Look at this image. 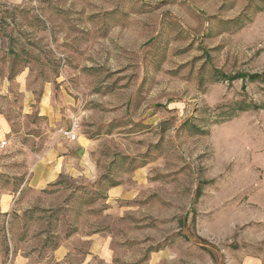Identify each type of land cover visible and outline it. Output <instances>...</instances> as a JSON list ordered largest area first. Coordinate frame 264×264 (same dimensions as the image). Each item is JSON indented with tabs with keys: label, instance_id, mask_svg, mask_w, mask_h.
<instances>
[{
	"label": "rangeland",
	"instance_id": "374dc122",
	"mask_svg": "<svg viewBox=\"0 0 264 264\" xmlns=\"http://www.w3.org/2000/svg\"><path fill=\"white\" fill-rule=\"evenodd\" d=\"M0 115V193L30 206L0 216V264H264V0H0ZM75 118L102 175L159 160L141 207L90 209L105 183L76 179L17 194Z\"/></svg>",
	"mask_w": 264,
	"mask_h": 264
},
{
	"label": "crops",
	"instance_id": "0c3cea01",
	"mask_svg": "<svg viewBox=\"0 0 264 264\" xmlns=\"http://www.w3.org/2000/svg\"><path fill=\"white\" fill-rule=\"evenodd\" d=\"M149 97L150 96L147 95L148 99ZM145 105L148 104H144V106ZM142 115L146 116L143 123H150V117L153 115V110L150 107H147ZM11 126L12 124L5 117L0 115V142L6 141L7 134L11 132ZM80 134L83 138V144L79 142ZM77 140L76 148H74L75 150L72 152H68L70 148L63 146V149L58 148L59 152L54 156H50V158L40 153L33 157L29 162L28 171L20 183L17 194H21L24 188L29 187L36 190L39 195L50 196L53 195V193H47L46 190H58V188L62 187L61 182H63L64 179H76L74 182H80L81 184L92 183L93 189H96L97 184L101 182V184L105 183V186L98 185L102 187L100 189L101 192L94 193L97 198H94V201L90 202L89 208L92 209L96 205H101L104 210L103 212L106 210L104 208H107V211H120L121 213H124V211L126 212L130 208L136 209L141 207L143 202L139 199H141L144 194L150 193L156 183L163 185V181H157L158 179L154 178L155 176L150 173L154 167H157L159 160H149L142 165L135 167L128 173L120 172V174L118 173L117 175L114 173L102 175L98 170L99 167L90 155L92 151L96 150L98 139L95 136L88 137L79 132ZM116 165L117 164L114 163L111 167L108 166V172H114ZM163 177L166 176H161L160 178ZM13 195L14 192H12V190H4L0 193V216H8L7 218L10 217L11 220L14 218V214H11L13 204L15 203ZM29 209L30 206H27L21 210L14 209L12 211L17 213L16 216H23L24 212H28ZM8 223L9 220L6 219V225ZM7 230L9 233V229ZM98 232L99 230L85 235V237H87L86 239L90 240L89 252L85 255L86 261L93 258L92 247L94 245L98 246L95 253L100 254L101 249H104V246L107 243V238L101 236V233L98 234ZM71 236L72 235H69L65 240L70 239ZM9 241L11 244L13 243L11 235H9ZM11 250L13 252V247ZM67 251L68 248L66 246L62 247L58 245V247H55L52 254L53 262L64 260ZM86 256L88 257L86 258ZM13 260L15 264H43L41 261H29L25 255H15Z\"/></svg>",
	"mask_w": 264,
	"mask_h": 264
},
{
	"label": "built area",
	"instance_id": "2783aa9c",
	"mask_svg": "<svg viewBox=\"0 0 264 264\" xmlns=\"http://www.w3.org/2000/svg\"><path fill=\"white\" fill-rule=\"evenodd\" d=\"M78 129H79V123L78 119L75 118L73 119L68 126H64L59 128V135L68 140V141H73L78 138ZM6 141L0 142V146L2 147L5 145Z\"/></svg>",
	"mask_w": 264,
	"mask_h": 264
},
{
	"label": "trees",
	"instance_id": "16d2710c",
	"mask_svg": "<svg viewBox=\"0 0 264 264\" xmlns=\"http://www.w3.org/2000/svg\"><path fill=\"white\" fill-rule=\"evenodd\" d=\"M244 77H248V79H252V80L257 79V78L259 79V78H261V74L258 72H254V73H250V74L238 73V74L232 76L231 78H244ZM25 213L26 212H24V214ZM199 239H200V241H202L201 243H206V242H204V240L202 238H199Z\"/></svg>",
	"mask_w": 264,
	"mask_h": 264
}]
</instances>
